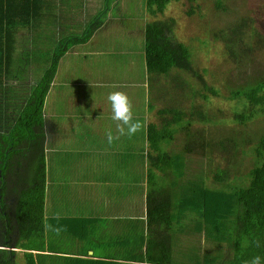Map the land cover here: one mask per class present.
Wrapping results in <instances>:
<instances>
[{"label":"trees","instance_id":"obj_1","mask_svg":"<svg viewBox=\"0 0 264 264\" xmlns=\"http://www.w3.org/2000/svg\"><path fill=\"white\" fill-rule=\"evenodd\" d=\"M62 1L0 0V119L2 115L11 116L9 132H0V211L4 212L0 214H5L3 219L12 230H18L19 241L27 240L24 245L30 250L44 247L47 93L67 49L93 35L105 21L114 0H106L104 10L88 22L83 33L66 35L55 45L39 43L50 40L53 44L62 34V31L56 32L57 27L66 21H75L73 3ZM171 1L146 0L148 15L162 14ZM224 1L216 0V7L225 8ZM175 23L173 17L146 23L144 42L149 72L169 79L171 76L170 81L179 93L185 85L180 81L181 72L190 71L197 87L192 88L191 98L199 95L209 100L210 95H224V87L207 80V68L200 71L194 66L189 46L175 35ZM23 29L27 31L26 41L27 38L37 41L29 43V52L44 51L51 55L43 76L39 74L36 83L25 82L28 93H22L23 89L15 85L18 82L11 80V76L18 81L24 79L19 77L24 58L22 53H15ZM263 29L251 18L242 16L228 28L213 31L215 39L224 41L230 60L246 66L250 54L264 47ZM245 76L236 85L226 84L227 98L236 102L230 118L211 112L201 104L192 103L190 108H185L176 99L174 106L166 105L158 110L157 123L147 126L150 151L155 153H151V159L161 166L163 173L175 176L169 189H162L165 180H161L156 191L151 189L147 196L149 215L144 223L148 229L169 230L177 236L174 243L166 242L162 256L149 257L158 264H250L256 255L264 264V69H245ZM163 91L173 98L182 95L169 93L167 87ZM12 115L17 116L13 119ZM259 118L262 123L253 134L246 129L232 134L226 127L218 128L227 125L229 120L241 127L256 125ZM251 154L253 161L246 169L242 159ZM216 157L223 162L210 165ZM151 159L148 158L149 162ZM23 160H28L27 165L33 170L26 173L24 181L16 180L17 173L13 170ZM195 161L200 163L196 171L192 166ZM202 241L210 246L204 248ZM2 252L0 264H19L15 258L11 261L12 254ZM26 258V264H36L33 252L27 253Z\"/></svg>","mask_w":264,"mask_h":264},{"label":"crops","instance_id":"obj_2","mask_svg":"<svg viewBox=\"0 0 264 264\" xmlns=\"http://www.w3.org/2000/svg\"><path fill=\"white\" fill-rule=\"evenodd\" d=\"M65 3L76 4L79 10L89 12L79 26L72 19L57 27L67 35L83 33L88 22L107 4L106 0H65ZM89 9L98 13L93 16ZM112 17L114 20L106 18L87 41L70 46L60 60L44 105L47 165L44 247L26 248L27 240L17 241L18 230L11 231L12 227L6 223L4 237L0 234V250L12 254L11 261L15 258L19 264H26V254L33 252L36 264H158L149 257L159 258L161 250L166 249V242L174 243V238L177 239L169 230L158 232L148 229L144 223L149 215L148 193L151 189L156 191L161 180L175 178L173 173H163L161 166L151 159L153 151H150L147 132L149 123L159 121L157 117L153 120L150 112L157 115L158 110L167 105H160L167 94L163 91L160 96L158 92L150 108L152 72L147 65L145 31L137 39L134 36L137 30L131 25L127 28L131 37L106 36L104 27L108 23L121 28L124 26L122 18L134 20L132 9L130 14H115L112 9ZM75 25L81 33L76 32ZM26 32L23 29V34L18 36L16 54L29 49L23 47L30 45L24 37ZM125 58L129 68L124 71L121 63ZM116 64L119 68L114 66ZM163 77L158 74L161 83ZM170 82L165 81L163 87ZM113 91H122L128 96L139 132L128 135L126 126L123 135L117 131L119 122L111 119L107 100ZM144 94L149 106L145 113ZM81 98L86 101L84 105H78L77 100ZM15 117L12 115L13 119ZM2 118L0 132L7 133L11 128V116L2 115ZM109 132L113 135L111 143L107 140ZM27 161H21L13 170L17 173L16 180L24 181L26 173L33 170L31 166L23 168V163H29ZM162 189H169V186L164 185ZM88 194L93 197L86 200L95 201L92 209L81 206L86 200H80ZM4 215L0 217L3 219ZM91 227L98 228L94 234L97 237L84 244L88 234H80ZM64 234L68 242L63 239ZM73 238L81 241L71 245Z\"/></svg>","mask_w":264,"mask_h":264},{"label":"rangeland","instance_id":"obj_3","mask_svg":"<svg viewBox=\"0 0 264 264\" xmlns=\"http://www.w3.org/2000/svg\"><path fill=\"white\" fill-rule=\"evenodd\" d=\"M216 0H173L171 1L168 6L166 7L165 11L162 14H157L156 16L148 15L146 10V0H114L113 3L110 5V10L108 11L110 13V16L108 18H114L112 17V9L113 12L116 14L121 12H126L127 14H130L129 10V4L133 2L131 5L134 20H131L129 17L126 19L122 18L121 25L124 24L123 27L117 28L116 24L108 23L106 27H104V35L106 36H113V35H121V36H128L131 37L132 34L127 31L128 26L132 25L133 30H137V33L134 34V36L139 39L141 37V34L143 35L144 26L148 21L156 20V19H168L170 17L175 18V35L177 36L178 40L183 41L187 46H189L190 50L192 51V56L194 58V66L199 69L200 71H203L204 68H207V80L210 82H214L219 87H224L222 92L224 95L222 96H214L210 95L209 100H204L201 96H197L196 98H191L190 92L192 88L196 87V80L194 77L190 74L191 72H181L183 77L180 78V81L182 79V84L184 85L181 87V91L179 93L177 90H175V87L173 83L167 84L163 87V83L170 82V79L164 75V80L161 83L159 80L158 75L156 73H152L151 75V93H149V101H150V108L153 107V99L154 96L157 95L159 92L162 96L163 95V88H168L169 93L173 92L175 95H180L178 98L170 97L169 94L166 95L164 99H162V102L160 101V105L167 104L168 106H174L176 99L180 100V106L184 105L185 108H190V105L192 103H196L198 105H203L204 108H207L211 112L220 113L224 117H231L232 113L234 111V108L236 106V102L233 99H228L227 95L229 92L228 87L226 84L229 85H236L237 82H242L246 79L245 76V69L246 71H252L253 67L257 70H263L264 69V47L261 49H256L250 54V57L246 59L248 63H238L233 61V59L228 55L226 52V46L224 44L223 40L215 39L214 37V31H219L220 29L228 28L229 26L233 25L234 22L237 20H240V18L243 17H249L255 22V25L259 27L264 28V0H225L224 6L225 8H217L216 7ZM72 14L75 15L74 19L76 21L77 26H79V23L83 18H85L89 12L79 10V6H76V4L72 5ZM193 10V12H190V10ZM90 10V9H89ZM91 11V10H90ZM91 13L96 15L98 12L91 11ZM98 15V14H97ZM91 16V18L93 17ZM90 18V19H91ZM107 18V17H106ZM107 18V19H108ZM77 29L76 32L81 33L82 31L78 29V27H74ZM140 29V32H138ZM264 30V29H263ZM57 33L60 32V30L56 31ZM64 32L61 34L60 37L57 38V40L52 44L50 40H42L39 41V43L46 42L48 45H55L57 42L64 36H66ZM29 43L32 45L33 43H36L37 41H33L30 38H27ZM47 46V44H45ZM23 47L28 48L30 46ZM23 49H21L22 51ZM22 57L24 60H22L20 63L22 72L19 73V77L23 76L24 79L21 81H18L17 79H13L11 76V80L13 83H16L15 85L20 86L23 90L22 93H28V86L25 84V82L28 84L36 83L37 79L39 77L43 76L45 69L49 66V59L51 58V55L46 54L44 51H41L37 54H33L32 52H29L28 49L26 52H22ZM240 62V61H239ZM122 66L124 71L126 68H129V61L126 60V58L122 61ZM116 68H119V64L114 65ZM14 68V67H13ZM12 68V69H13ZM40 72V73H39ZM244 72L243 76L240 78V74ZM42 73V74H41ZM177 71L174 73V77H176ZM220 78L222 80H220ZM154 80V83L152 82ZM220 80V81H219ZM195 84V85H193ZM21 92V89H20ZM23 99L19 100L22 101ZM79 103L78 105H84V102H86L83 98L80 100H77ZM142 107L144 108V113L146 112L147 108L149 107L148 104H146V96L144 94L142 99ZM18 107L16 106V109ZM86 108V107H83ZM15 109V110H16ZM14 114V113H13ZM150 115L152 116L153 120L159 119L157 115L153 113V111L150 112ZM17 116V115H16ZM145 120H147L146 115L144 114ZM158 122V120H157ZM262 123V118L257 119L256 125L250 124L246 126H237V124L233 121L229 120V123L227 125L219 126L218 128L226 127L229 129V131L232 134L241 132L242 130L246 129L250 131L252 134L258 132L259 128L258 125ZM170 130V128H168ZM146 130V127H145ZM139 132V128H138ZM155 155V153H153ZM13 155V154H12ZM251 155H248L244 157L243 163L245 165V168L248 169L251 166V162L253 161V158ZM26 158V157H24ZM194 158H197L195 156ZM201 162H205V160H202ZM223 162L221 158H215L210 165H218L219 163ZM197 161L192 163V166L195 168V171L197 170L196 166L199 165ZM27 164L23 163V168H27ZM50 174V172H49ZM175 178L165 180V183L163 185L165 186H172L174 183ZM209 183H211V180H208ZM217 186H220L219 184H216ZM87 197H93L92 194L86 195L83 199L80 201L86 200ZM95 201L94 200H86L81 206L85 208H91L94 206ZM6 226V220L2 219L0 217V234L3 235L5 233ZM98 228H90L89 231L80 234L81 236H84L88 234L89 238L84 239L85 242H91L93 241L97 236H94V234L97 232ZM12 231V229H11ZM63 239L68 242V238L66 234H64ZM17 240V239H16ZM19 241V239L17 240ZM77 241H81L78 238L71 239V245L75 244ZM202 246L205 248L206 246H210L209 243L206 241H202ZM189 245H183V247H187Z\"/></svg>","mask_w":264,"mask_h":264},{"label":"clouds","instance_id":"obj_4","mask_svg":"<svg viewBox=\"0 0 264 264\" xmlns=\"http://www.w3.org/2000/svg\"><path fill=\"white\" fill-rule=\"evenodd\" d=\"M107 100L111 106V119L119 122L116 125L119 134L125 133V126L128 135L134 134L138 130L139 124L133 120L132 106L128 96L122 91H113L108 94ZM107 140L109 143L112 142L113 135L111 132L107 134ZM261 260L262 258L256 255L252 257L250 264H261Z\"/></svg>","mask_w":264,"mask_h":264}]
</instances>
